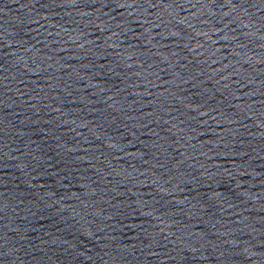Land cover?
<instances>
[{
    "label": "water",
    "instance_id": "95a60500",
    "mask_svg": "<svg viewBox=\"0 0 264 264\" xmlns=\"http://www.w3.org/2000/svg\"><path fill=\"white\" fill-rule=\"evenodd\" d=\"M0 264H264V136L0 12Z\"/></svg>",
    "mask_w": 264,
    "mask_h": 264
}]
</instances>
